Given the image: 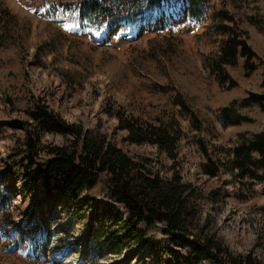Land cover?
Instances as JSON below:
<instances>
[{
  "label": "rangeland",
  "instance_id": "obj_1",
  "mask_svg": "<svg viewBox=\"0 0 264 264\" xmlns=\"http://www.w3.org/2000/svg\"><path fill=\"white\" fill-rule=\"evenodd\" d=\"M90 1L107 8L83 27L81 8ZM130 3L0 0V190L12 201L0 206V264H197L160 225L146 230L151 242L132 244L127 212L109 199L105 179L74 201L46 187L40 167L32 183L8 162L27 136L16 122L37 102L107 135L163 179L178 173L196 190L200 225L234 255L264 264V165L254 155L253 174L241 176L232 156L264 128V110L249 101L264 96V0H207L202 19L193 16V0ZM130 13L135 22L121 20ZM228 35L250 55L215 68ZM109 112L179 133L175 159L130 143ZM42 138L66 143L59 134ZM31 209L41 221L26 226Z\"/></svg>",
  "mask_w": 264,
  "mask_h": 264
},
{
  "label": "trees",
  "instance_id": "obj_2",
  "mask_svg": "<svg viewBox=\"0 0 264 264\" xmlns=\"http://www.w3.org/2000/svg\"><path fill=\"white\" fill-rule=\"evenodd\" d=\"M113 1L121 9H131L130 2L135 7L145 2L147 8L161 4V0ZM193 1V16L202 19L207 0ZM106 8L98 1L84 3L81 20L86 23L94 21L96 17L104 15ZM227 19L230 20L228 16ZM121 20L135 22V16L130 13ZM260 24L264 29V21ZM239 54L248 56L250 51L235 36L228 35L220 49L218 62L213 67L232 65ZM249 101L264 110V96L254 95ZM109 114L118 119L121 129L127 131L130 143L154 145L160 152L175 159L179 133L164 125L154 126L127 119L120 113ZM225 116L233 118L227 110ZM16 125L24 126L27 136L9 153L8 162L23 170L32 183L38 181L34 168L40 167L44 185L57 189L59 194L74 201H79L81 193L92 191L105 179L109 199L127 212L126 226L133 238L132 244L151 242L146 230L160 225L161 233L175 245L187 247L189 257L197 264L203 261H209V264H263L252 254L234 255L215 234L207 231L206 226L200 225L196 190L184 183L178 173L163 179L150 170L146 159L131 157L100 131L65 122L41 102L35 103L27 120L16 122ZM45 133L62 135L66 143L62 146L46 145L42 138ZM254 155L264 165V128L249 139L241 140L232 155L234 169L241 176L253 174ZM9 203H12L9 194L0 190V206L5 208ZM38 220L41 221V218L31 209L23 221L29 226Z\"/></svg>",
  "mask_w": 264,
  "mask_h": 264
},
{
  "label": "bare ground",
  "instance_id": "obj_3",
  "mask_svg": "<svg viewBox=\"0 0 264 264\" xmlns=\"http://www.w3.org/2000/svg\"><path fill=\"white\" fill-rule=\"evenodd\" d=\"M120 72V71H119ZM115 76V75H114Z\"/></svg>",
  "mask_w": 264,
  "mask_h": 264
}]
</instances>
